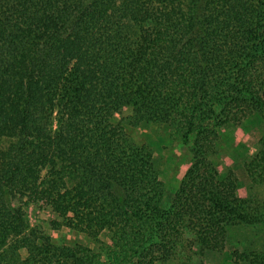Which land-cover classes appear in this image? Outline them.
Here are the masks:
<instances>
[{"label": "trees", "instance_id": "obj_1", "mask_svg": "<svg viewBox=\"0 0 264 264\" xmlns=\"http://www.w3.org/2000/svg\"><path fill=\"white\" fill-rule=\"evenodd\" d=\"M233 109L259 135L240 169L246 199L235 196L237 173L210 181V137L238 122ZM140 124L195 134L175 194L127 134ZM258 124L264 0H0V264H191L185 244L202 257L234 227L264 237ZM40 202L113 244H54L14 206ZM240 258L264 264V243Z\"/></svg>", "mask_w": 264, "mask_h": 264}, {"label": "rangeland", "instance_id": "obj_2", "mask_svg": "<svg viewBox=\"0 0 264 264\" xmlns=\"http://www.w3.org/2000/svg\"><path fill=\"white\" fill-rule=\"evenodd\" d=\"M237 111L242 110L237 108ZM237 111L233 109L239 119L236 124L232 122L223 124L216 128L215 137L214 135L210 137L215 143L208 158L216 172V177L210 181L214 182L216 186L220 184L224 186L226 178L232 172L237 173L238 179L234 178L238 184L234 190L235 196L237 199H246L249 193V185L240 169L257 150L259 135L255 130L244 126V119L241 118V113ZM127 115V111L122 114L123 117ZM119 118L116 117V121ZM257 127L264 131L263 124H258ZM126 129L136 146L149 149L152 154L151 162L154 171L165 193L175 194L179 186L182 185L188 169L192 166L195 134L187 133L184 137L179 127L174 129L166 125L140 124L137 127H126ZM213 152H215L214 155H212ZM199 167L202 169L201 166ZM200 203H204V200H201ZM164 205L167 204L164 203ZM208 205L206 203V206ZM14 206L19 212L26 214L30 224L41 226L54 244L80 245L94 250L101 245L113 244L111 236H107V231L100 232L98 237L94 239L73 226L75 220L72 213H58L45 202H40L39 206L36 207L29 206L27 209L17 203ZM225 243L227 246L221 252L217 250L210 254H203L202 257L195 255L193 251H189L187 244L184 246L183 253H186L185 256H187L190 252L191 264H246L240 257L260 251L263 247L264 237L249 227L238 226L228 229ZM22 256L24 257L23 253ZM184 259L185 257L172 258L163 264H183ZM155 264L162 263L156 262Z\"/></svg>", "mask_w": 264, "mask_h": 264}]
</instances>
